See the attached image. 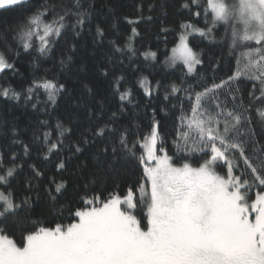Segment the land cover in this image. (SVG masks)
Masks as SVG:
<instances>
[{
    "label": "snow or ice",
    "instance_id": "6c2138e0",
    "mask_svg": "<svg viewBox=\"0 0 264 264\" xmlns=\"http://www.w3.org/2000/svg\"><path fill=\"white\" fill-rule=\"evenodd\" d=\"M181 7L201 16V0H185ZM0 11L20 13L17 23L0 31V73L19 74L15 60L22 53L38 68L41 60L55 56L60 41L66 47L59 65L71 71L77 41L85 33L93 35L94 44L106 39L105 28L97 22L96 0H0ZM183 27L166 61L169 67L180 66L179 83L164 85L141 76L129 85L128 76L115 75L117 53L159 59L155 51L140 53L134 47L139 35L135 29L124 47L109 41L111 55L106 61L111 67L101 68L119 101L131 104L135 92L142 90L145 96L161 99L160 111L180 113L169 134L175 149L171 154L156 107L146 132L136 122L139 117L122 119L128 111L124 103L112 110L104 99L96 100L95 108L81 100L88 108V125L74 142L67 135L73 128L62 120L54 129L49 121H39L31 144L17 138L16 128L10 129L12 142L22 145L25 155L35 146L45 160L65 148L73 155L93 149L97 171L84 186L81 206L67 208L68 223L29 216L18 243L8 234L10 221L15 226L31 197L17 202L11 181L22 165L9 149L11 167H5L0 151V187L5 189L0 191V264H264V0H239V4L207 0L204 26ZM221 27L224 35L218 41L215 33ZM197 37L226 49L228 59L235 62L232 75L216 82L215 76L201 74L204 61L197 51ZM247 83L252 84L251 90ZM41 89L47 97L44 101ZM66 91V85L54 77L34 72L26 88H0V97L22 99L33 109L43 103L46 111L57 106ZM88 93L93 95V89L88 88ZM133 164L142 169L141 179L121 196L114 177L135 171ZM54 167L59 173L66 160L60 159ZM32 171L34 179L42 176L35 165ZM26 183L31 191V180ZM50 183L47 195L53 208L60 205L62 217L64 205L59 198L67 191V182L53 179ZM109 183L114 185L111 192Z\"/></svg>",
    "mask_w": 264,
    "mask_h": 264
},
{
    "label": "trees",
    "instance_id": "16d2710c",
    "mask_svg": "<svg viewBox=\"0 0 264 264\" xmlns=\"http://www.w3.org/2000/svg\"><path fill=\"white\" fill-rule=\"evenodd\" d=\"M184 2L185 0H96V8L100 12L97 22L105 28L106 39L103 44H94L93 35L85 33L77 41L71 71L61 68L59 65L60 52L66 47L64 42L60 41L55 56L51 59L41 60L38 68L33 67L29 55L22 53L15 60L19 74L12 71H7L6 74L0 73V88H13L20 91L28 86L34 72L38 76H45L46 74L48 78L54 77L60 83H64L67 88L66 93L58 97L57 106H48L46 111L43 103H38L37 108L33 109L31 103L25 104L22 99L15 101L0 97V151L4 152L3 165L11 167L9 149L15 151L19 156L16 163L22 165V170L18 171L16 178L11 181L12 191L16 195L17 202L25 197H31L26 206L27 211H21L19 218L15 219V226H12L13 222L10 221L8 231L10 238H14L18 243L21 241V232L29 216L33 220L50 221L56 219L59 222L60 219H63L64 223H68L71 217L67 208L75 209L81 206L80 197L85 195L84 186L94 179L93 174L97 171L92 156L93 149L73 155L65 148L59 155H53L45 160L43 154L35 146L32 147L28 155H25L22 151V145L12 142L14 138L11 136L10 129L16 128L18 130L17 138L24 143L31 144L33 131L38 127L39 121H49L54 129L57 121L62 120L65 126L73 128V131L67 135L71 136L72 142H74L88 125V108L81 104V100L95 108L97 106L96 100L104 99L106 100L105 106L112 110H115L120 103H124L128 111L125 112L122 119H126L130 115L134 118L139 117L136 122L145 127V132L147 131L146 125L152 117V108L156 107V119L161 122V134L168 138L169 154L175 151L171 147L173 140L169 134L172 133L174 125L178 123L180 113L176 111L174 116L171 111H160V107L163 106L161 99L145 96L142 90L135 92L131 104L127 101H119L118 96L111 94L109 78L101 75V68L111 67L106 61V57L111 55L109 41L115 40L120 47H124L128 37L132 35V30L135 29L139 35L134 39V47L140 53L155 51L159 59L158 61H151L144 60L143 56L139 54L129 56L117 53L115 75L125 74L128 76L129 85L141 76H148L153 81H161L164 85L172 82L179 83V78L183 76V72L179 65L175 68L169 67L166 63L167 57L184 24L204 26V9L207 8V0H201V16L196 17L181 7ZM192 11L195 12L196 9L193 8ZM19 16L18 11H0V31L17 23ZM208 17L211 19L210 9L208 10ZM215 35L218 41L221 40L224 29L219 28ZM195 43L198 45L197 51L203 53L202 75L209 78L215 76L216 82H219L234 73L235 62L228 59L226 49L217 43L198 37L195 38ZM221 57L224 59L220 63L219 69L214 72L213 68L218 61H221ZM121 60H123L122 65L120 64ZM137 67L139 71H136ZM247 87L251 90L252 84L247 83ZM88 88L93 89V95H89ZM163 93L164 89L161 88L160 97ZM153 96H156L155 90ZM46 98V94L41 89L40 100L44 101ZM137 104L139 107H136ZM69 120H71V124L68 123ZM53 129L47 130L52 131ZM44 130L41 129V131ZM6 132L9 133L7 136H5ZM67 143L69 141H66ZM60 159L66 160V168L58 173L54 165ZM33 165L42 173L39 179L33 178ZM130 167L135 171L130 170L126 176L114 177L115 183L119 185L116 191L121 196L135 181L141 179L142 169H136L134 164ZM53 179L57 182L61 179L67 182V191L64 196L59 198L61 204L64 205L62 217L60 205L53 208L46 192V188L52 186L50 182ZM28 180L32 182L31 191L26 190L28 188L26 181ZM100 188L103 189L104 185H100ZM107 188L111 192L114 185L109 183ZM4 190V187H0V191ZM92 194L91 192L87 193L88 196ZM138 218L140 217L138 216Z\"/></svg>",
    "mask_w": 264,
    "mask_h": 264
},
{
    "label": "rangeland",
    "instance_id": "374dc122",
    "mask_svg": "<svg viewBox=\"0 0 264 264\" xmlns=\"http://www.w3.org/2000/svg\"><path fill=\"white\" fill-rule=\"evenodd\" d=\"M229 2H230V3H236V4H239V0H229ZM184 25H186V24H184ZM197 27H198V26H197ZM182 31H184V27H183ZM182 31H181V32H182ZM181 32L177 35L176 42H175V44L173 45V47H171V49H170V53H169V56H168V57L172 56V49L178 45V36L181 34ZM168 57H167V58H168ZM73 222H74V221H73Z\"/></svg>",
    "mask_w": 264,
    "mask_h": 264
}]
</instances>
